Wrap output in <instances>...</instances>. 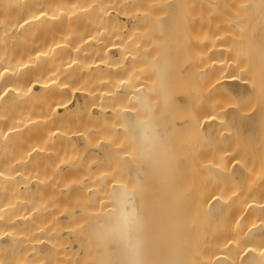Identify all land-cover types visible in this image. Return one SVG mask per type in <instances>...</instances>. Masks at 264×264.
Listing matches in <instances>:
<instances>
[{"label": "bare ground", "instance_id": "1", "mask_svg": "<svg viewBox=\"0 0 264 264\" xmlns=\"http://www.w3.org/2000/svg\"><path fill=\"white\" fill-rule=\"evenodd\" d=\"M161 1L141 8L139 0H0V264L75 262L78 251L69 237L84 213L81 248H87L91 264H264V0L244 3L252 26H241L246 32L238 35V46L225 48L243 58L237 62L232 56L228 72L214 57L225 47L220 35L207 34V27L208 42L200 37L206 43L201 40L196 48L189 41L193 52H185L193 55L184 53L185 64L195 65L185 69L198 70L205 62L195 69L204 87L193 95L204 94L196 101L186 95L179 100L195 102L189 103L195 108L202 103L205 110L197 113L185 104L189 110L181 119L173 73L180 69L168 38L159 35L167 17L152 11L151 25L145 24ZM169 3L174 14L175 0ZM151 30L162 41L147 43ZM222 93L233 96L230 110L220 108L216 98ZM224 118L222 123L233 127L232 139L226 129L231 140L219 133ZM182 119L205 151L202 143L219 146L212 158L211 150L206 154L198 144L201 150L193 148L201 159L191 153L190 142L183 150ZM116 123L123 124L119 130L132 143V158L121 157L125 150L114 146ZM97 150L105 164L100 154L90 156ZM193 157L201 164H193ZM93 166L95 172L89 170ZM124 175L133 177V186L124 183ZM196 177L204 187L205 179L215 181L208 185L212 191L207 187L213 193L201 187L199 197L202 190L194 188L202 183ZM148 180L157 184V195L150 197ZM98 201L104 205L97 208Z\"/></svg>", "mask_w": 264, "mask_h": 264}, {"label": "rangeland", "instance_id": "2", "mask_svg": "<svg viewBox=\"0 0 264 264\" xmlns=\"http://www.w3.org/2000/svg\"><path fill=\"white\" fill-rule=\"evenodd\" d=\"M150 0H139V3H141V8H144L145 6H147L146 4H147V2H149ZM170 1H172V0H170ZM169 0H162L161 2H163V4H161V6H159V8H156V6H155V9H153V10H151V13L150 14H148V16L149 15H151L152 17H150L151 19L149 20V19H147V18H149V17H145V19H147V20H149L148 22H147V20H146V25H147V23H148V25H151L150 23V21H153V19H154V17H153V15L156 13L157 15L156 16H160L162 19H164V18H166V20L164 19V21H165V23H166V28H165V30H164V32H163V34H159L161 37H162V35H165L166 36V38H168L167 40H168V47H169V50H170V53H171V59L173 60V61H175L174 63L177 65V66H179V69H180V71L182 70V67H184V69H185V65H189V64H194V63H190L192 60H189L188 61V63H186L185 64V62H187V60H185V56L187 55L186 53L187 52H185V51H188V50H185V48L186 49H191L190 47L192 46H190V47H188L189 45H190V43H189V41L191 40V44L193 43V47H194V45H195V47H196V45L199 47V45H201V42H202V44L206 41V42H208V37L206 38L205 36L207 35V34H209V33H211V34H215V37L217 38L218 37V35H220V38L218 39V40H220L221 42H222V46H225L224 48L222 47V49H224V50H220L218 53H216L215 55H214V57L215 58H221V60H223V61H219V62H223L222 64V66L224 67V68H226V67H228V69L226 70V69H224V68H222L223 70H224V72H225V70L228 72V70H229V68H231L232 69V67L230 66L231 64H233V62L232 63H230L231 62V57L232 56H234L235 57V59H236V61L237 62H240V61H242V56L241 55H239V57H238V55H236V54H232V48H230V50L231 51H229L228 49H225V48H227V46L228 45H230V46H232L234 43H235V45L237 44V46H238V42L240 41L239 40V36H241L240 34L241 33H245L246 31L245 30H243L242 28H241V26H248L249 24L252 26V22H249V19H250V17L248 16V15H246V13H245V9H244V3L246 2V0H211L212 2L210 3V4H208L207 2H206V0H175V13L177 14H173V13H171V10H169L168 9V6L170 7V5H168L167 3H169L170 2ZM176 1L178 2V4L176 3ZM217 1V2H216ZM221 2V3H220ZM220 3V4H219ZM225 3V4H224ZM170 4V3H169ZM223 4V5H222ZM142 5L144 6V7H142ZM165 5V6H164ZM168 5V6H167ZM157 6V7H158ZM162 6H163V10H161L162 9ZM179 6V7H178ZM149 7V6H148ZM179 8V9H178ZM158 10V11H157ZM169 10V11H168ZM178 10V11H177ZM152 11H153V13H152ZM155 11V12H154ZM159 12V13H158ZM180 12V13H179ZM179 13V14H178ZM160 14V15H159ZM162 15V16H161ZM242 15H243V17H242ZM155 16V17H156ZM242 17V18H241ZM247 17V18H246ZM153 18V19H152ZM249 18V19H248ZM138 19V18H137ZM145 19H144V21H145ZM242 19V20H241ZM177 20H179V22L177 21ZM235 20V21H234ZM247 20V21H246ZM231 21V22H230ZM250 21H251V19H250ZM234 22H236V23H234ZM237 22H240V23H237ZM210 23H213V24H211L210 26H208V24ZM239 25V26H236V25ZM204 25V26H203ZM249 25V28L248 29H250L251 28V26ZM216 26V27H215ZM217 26H218V28H217ZM234 26H236L235 28H234ZM204 27H206V31H205V28ZM213 29V30H211L210 29V31H209V29ZM149 28V27H148ZM150 28H151V26H150ZM171 28V29H170ZM218 30H217V29ZM247 28V27H246ZM216 29V30H215ZM178 30V31H177ZM205 32H204V31ZM151 31H153L154 32V30H151ZM207 31H209V32H207ZM223 31V32H222ZM241 31V32H240ZM153 32H150V33H152V35H150V37L153 39L152 41H150L151 40V38L150 39H148L147 38V43H149V42H153V43H155V41L156 42H159V40H161V37H159L158 36V34L157 33H153ZM189 32H190V35H189ZM206 32H207V34H206ZM214 32V33H213ZM216 32V33H215ZM149 33V34H150ZM191 33H194L193 35H194V38H193V35H191ZM199 33V34H198ZM239 33V34H238ZM156 35V36H153V35ZM186 35H188V36H186ZM196 35V36H195ZM200 35V36H199ZM231 35V36H230ZM236 35V36H235ZM239 35V36H238ZM165 36H164V38H165ZM177 36V37H176ZM189 36H190V38H192V39H190L189 38ZM227 36V37H226ZM233 36V37H232ZM188 37V38H187ZM198 37V38H197ZM206 38V40L204 41V39H201V38ZM214 37V38H215ZM156 38H158V39H156ZM163 38V40H165ZM196 38V39H195ZM235 40V42H234V40ZM202 40V41H201ZM149 41V42H148ZM162 41V40H161ZM198 41V42H197ZM199 41H201V42H199ZM226 42V44L225 43H223V42ZM227 41H228V43L230 42V44H228L227 43ZM181 44H180V43ZM195 42V43H194ZM197 42V43H196ZM205 42V43H206ZM219 42V41H218ZM232 42V43H231ZM204 43V44H205ZM151 44V43H150ZM157 44V43H156ZM156 44H153L154 46H151L150 48H151V50L152 51H149L151 54L152 53H156L155 51L157 50V47H156ZM187 45V46H186ZM202 46V45H201ZM177 47V48H176ZM198 47H196V48H198ZM233 47V46H232ZM229 48V47H228ZM235 48V47H234ZM233 48V49H234ZM155 49V50H154ZM193 49H191V51H192ZM228 50V51H227ZM154 51V52H153ZM190 51V52H191ZM193 52V51H192ZM229 52V53H228ZM173 53V54H172ZM186 55H185V54ZM189 53V52H188ZM179 54H180V56H179ZM153 55V54H152ZM193 54H191L190 55V57L192 56ZM188 56V55H187ZM217 56V57H216ZM189 57V56H188ZM189 57V58H190ZM194 58H195V56H194ZM217 58V59H218ZM192 59V58H191ZM198 59V58H197ZM196 59V61L195 60H193V62H197L198 63V60ZM185 60V61H184ZM232 60H233V58H232ZM181 62V63H180ZM203 62V60H201V63ZM138 63V62H137ZM196 63V64H197ZM199 63H200V59H199ZM198 63V65H200ZM204 64H205V62H203ZM182 66H181V65ZM204 64H202V68H204ZM230 64V65H229ZM139 65H141V63L139 64ZM184 65V66H183ZM191 65V67L189 68V72H186L187 70L185 69V70H182L181 71V73H182V75H181V73H180V71H177V70H174L173 71V73H174V75H177V76H175V78H174V80H175V84H174V91H175V93L177 94V96L178 97H176L177 99H178V101H177V103H179L178 105H180V108H179V111L177 112V110H176V115H177V118L179 117V115H181L182 113H184V111L186 112V111H188V110H185V109H187L186 108V106H185V104L187 105V107L188 108H191V107H193V108H191V109H193V110H195V109H197L198 110V108L199 107H197V108H195L194 106H193V104H191V105H189V103H195V102H190L192 99H195V101H196V98H198L197 96L199 95V96H201L202 98H203V94L204 93H202L201 95L200 94H196L197 96H195L196 98H194V93H200L199 92V90H198V88H200L199 86L201 85V86H203L204 85V83L203 84H201L203 81H204V79H203V81H201V83L199 84V83H197L198 81V78L200 77L201 78V73H198L199 75H201V76H197V74H196V72L197 71H199V69H202L200 66V68L197 70L196 68V72H195V69H194V71L192 70V71H190L191 70V68H193V66ZM195 65V64H194ZM225 65V66H224ZM221 66V67H222ZM174 67H176L175 65H174ZM187 67V66H186ZM194 67H196V66H194ZM188 68V67H187ZM221 69V70H222ZM231 71V70H230ZM229 71V72H230ZM186 73V74H185ZM180 74V75H179ZM192 74V75H191ZM177 78V79H176ZM181 78V79H180ZM200 78H199V81H200ZM144 80H146V78L145 79H143L142 81H144ZM180 80V83L178 84V81ZM201 80H202V78H201ZM181 81H183V83L181 82ZM205 82V81H204ZM178 84V85H177ZM199 84V85H198ZM180 85V86H179ZM183 85V86H182ZM194 85V86H193ZM177 86H178V88H177ZM183 87V88H182ZM194 87V88H193ZM204 87V86H203ZM177 88V89H176ZM183 89H186V91H184ZM191 89H194V91L193 90H191ZM198 90V92L196 91V90ZM202 90H204V89H202ZM190 91H192L193 93H191ZM196 91V92H195ZM201 91V90H200ZM179 92V93H178ZM181 92V93H180ZM203 92V91H202ZM184 93V94H183ZM179 94H181V95H179ZM184 95V96H183ZM187 97H186V96ZM191 95H193V96H191ZM223 95H225V96H223ZM227 95V96H226ZM181 97V98H180ZM184 97H186V98H188L189 99V97H193V98H190V101L189 100H187L188 101V104L184 101V103L183 102H180L181 100H182V98L184 99ZM217 97V96H216ZM229 97H232V100H233V96H231V95H228V93H226V94H221V96H218L216 99H218V101H219V103H221V106H220V108L221 109H223V108H225V111L226 110H230V108H231V106H229V104H230V98ZM222 98V99H221ZM224 98H226V99H224ZM179 99H181V100H179ZM199 99H201V98H199ZM224 100V101H226L227 99V104H226V102H224V103H222V101L221 100ZM198 100V99H197ZM202 100V99H201ZM201 100H200V102H201ZM125 101V100H124ZM124 101L122 102L123 103V105H124ZM203 101V100H202ZM221 101V102H220ZM125 102H127V101H125ZM129 102V101H128ZM197 102H199V100L197 101ZM127 104V103H126ZM125 104V105H126ZM129 104V103H128ZM127 104V105H128ZM197 103H195L194 105H196ZM199 105H200V108L199 109H202L201 108V105H202V103L200 104V103H198ZM203 104H204V102H203ZM224 106H223V105ZM126 105V106H127ZM182 105V106H181ZM227 105H228V107L229 108H227ZM230 105H232V104H230ZM191 106V107H190ZM203 106V105H202ZM125 107V106H124ZM124 107H122V109L123 110H126V108H128V107H126L125 109H124ZM179 106H177V108H178ZM120 108V107H119ZM182 108V109H181ZM129 109V108H128ZM181 110V111H180ZM193 110H191L190 112H192ZM197 110H195L196 112H197ZM202 110H205V109H202ZM224 110V109H223ZM183 111V112H182ZM194 111V112H195ZM189 112V113H190ZM198 112H200V110H198ZM197 112V113H198ZM193 113V112H192ZM202 113V112H201ZM200 113V114H201ZM205 113V112H204ZM187 114V113H186ZM196 113H194L193 114V118H194V120H195V117L196 116H194ZM183 115V114H182ZM184 115H185V113H184ZM188 115H190L191 116V118H192V115L191 114H188ZM66 117V116H65ZM68 117V116H67ZM120 117V116H119ZM119 117L118 118H116V119H119ZM186 117V119H187V117L188 116H185ZM198 117H199V115H198ZM93 118V117H92ZM180 118V117H179ZM178 118V119H179ZM181 118H182V116H181ZM180 118V119H181ZM189 118V117H188ZM190 118V119H191ZM192 118V119H193ZM65 119V118H64ZM70 119V118H69ZM68 119V120H69ZM94 119V118H93ZM93 119H91V120H93ZM191 119V120H192ZM223 119V118H222ZM95 120V119H94ZM121 120V119H120ZM183 120L184 119H182V120H179L180 121V123H182L183 122ZM188 120V119H187ZM193 120V121H194ZM185 121V120H184ZM220 121V120H219ZM224 121H226L225 120V118H224V120L223 121H221V123H220V131H219V133L221 132V134L222 135H225L226 133V137L228 136V132L230 131V134H231V130L233 129V127H232V129H231V127H229L231 124H223L222 122H224ZM115 122H116V120H115ZM95 123V122H94ZM118 123H121V121H119ZM185 123H186V121L184 122V123H182L181 125V129H183V130H181V134L178 132V136L181 138L180 139V143H181V146H183L184 145V148H183V150H185L186 148H189L188 146H190V147H195L196 146V148H198V149H196V150H201V148H203V150L205 149V147H203V145H201V144H199L200 143V139H199V142L198 141H195V140H197L196 138H197V134L195 135L194 133H190V131H191V129H189L186 125H185ZM115 124V123H114ZM114 124H113V126H112V128H113V130L111 131V133H113V131L114 132H116V133H114V134H116V135H118L117 137H115V135L114 134H112V136L114 137H112V139H114V142H115V144H114V146L115 145H118L119 147V149H121L122 148V150H125V151H122L123 153H119V155L121 156V157H124L125 156V158H127V159H129V157L128 156H130L131 158H132V153H131V149H132V143L131 142H129V141H127V139H125V135L122 133V131H120V130H123L122 128H121V126L123 127V124H117L116 126H114ZM222 124V125H221ZM223 125H225V126H223ZM117 126H119V127H117ZM223 126V127H222ZM232 126V125H231ZM72 127V126H71ZM82 126H78V128H81ZM184 127V128H183ZM186 127V128H185ZM190 127V126H189ZM118 128V129H117ZM191 128V127H190ZM75 129V128H74ZM77 129V128H76ZM120 129V130H119ZM187 129H188V132H187ZM226 129H227V131H226ZM229 129V130H228ZM118 130H119V132H118ZM186 130V131H185ZM177 131H178V129H177ZM176 131V132H177ZM182 131H183V133H182ZM194 131V130H193ZM193 131H191V132H193ZM118 132V133H117ZM196 133V132H195ZM120 134H121V136H120ZM229 134V135H230ZM193 135H195L194 137H193ZM187 136H189L188 138H187ZM232 136H233V134H231V139H232ZM177 137V136H176ZM175 137V138H176ZM184 137H185V139H184ZM118 138V139H117ZM119 138H121V139H119ZM227 138H229V136L227 137ZM229 138V139H230ZM115 139H117V140H115ZM179 139V138H178ZM195 139V140H194ZM230 139V140H231ZM121 140V141H120ZM177 140V139H176ZM119 141V142H118ZM123 141V142H122ZM182 141H183V143H182ZM187 142V144L186 143H184V142ZM204 141V140H203ZM113 142V143H114ZM177 142V141H176ZM175 142V143H176ZM190 142V143H189ZM117 143V144H116ZM118 143H120V144H118ZM128 143V144H127ZM179 143V144H180ZM190 145H189V144ZM231 143V142H230ZM178 144V142H177V144H175V145H178V147L180 146ZM201 145L202 147L201 148H199V146L198 145ZM202 144H204V145H206V147L209 149V150H211V151H209V152H211V154L207 151V153L208 154H210V155H207L208 157L209 156H211V155H213L212 154V152L213 153H215L216 152V149H214V148H216L218 145H216V144H214L213 143V145L211 144V143H202ZM227 144H229V141H228V143ZM120 145L122 146V147H120ZM216 145V146H215ZM220 145V144H219ZM127 146H129V148L127 147ZM185 146H186V148H185ZM221 146V145H220ZM117 147V146H116ZM131 147V148H130ZM211 147H212V149H211ZM219 147V146H218ZM182 148V147H181ZM191 148V149H192ZM176 149V148H175ZM131 150V151H130ZM178 150H180V149H178ZM195 149L193 148V150L191 151V153H194V156H195V153L197 154V153H199L198 151H194ZM213 150H215V151H213ZM119 151V150H118ZM186 151H187V149H186ZM205 151V150H204ZM206 151H205V153H206ZM182 152V151H181ZM180 152V153H181ZM95 153V154H94ZM103 154V152H101L100 150H97V151H91L90 152V156L92 157V158H94L91 154H94V156H95V158H96V155L99 157V154H100V157H101V160L100 161H102V164H105V158L103 157V159H102V154ZM183 153V152H182ZM206 153V154H207ZM183 154H185V153H183ZM204 154V153H203ZM202 154V155H203ZM89 155V154H88ZM124 155V156H123ZM201 154H200V156H202ZM103 156H105V155H103ZM186 156H188V154L187 155H183V157H186ZM190 156V155H189ZM193 156V155H192ZM198 156V154L196 155V157ZM204 156V158L206 157L205 156V154L203 155ZM202 156V157H203ZM89 157V156H88ZM196 157H193V159L195 160L196 159ZM213 156H211L210 158H212ZM92 158H90V160H89V158H87V160H89V161H91L92 160ZM187 158V157H186ZM191 158V157H190ZM197 158H200L199 156L197 157ZM97 159V158H96ZM184 159V158H183ZM182 159V167H184L185 165L184 164H186V163H184L185 161ZM201 159V158H200ZM85 160V162H86V158L84 159ZM95 160V159H94ZM94 160H92V161H94ZM180 160H181V158H180ZM193 160V161H194ZM197 160H199V159H196V161H192V163L193 164H197L198 162H199V165L201 164V162H202V160H201V162H200V160L199 161H197ZM207 160V159H206ZM96 161V160H95ZM94 161V162H95ZM190 162H191V160H189ZM208 161V160H207ZM88 162V161H87ZM97 162V161H96ZM104 162V163H103ZM188 162V161H187ZM189 162V163H190ZM101 163V162H100ZM85 164V163H84ZM98 164V162L96 163V165ZM107 164V163H106ZM95 165V166H96ZM101 165V164H100ZM189 165V164H188ZM198 165V164H197ZM95 166H93V167H91L89 170H93L94 172H95V170H96V168L97 167H95ZM187 166V165H186ZM192 166H194L195 167V165H192ZM190 167H191V164H190ZM197 167V166H196ZM94 168V169H93ZM187 168V167H186ZM185 168V169H186ZM183 169V168H182ZM188 169H189V166H188ZM190 169H193V168H190ZM195 169V168H194ZM197 169V168H196ZM198 170H199V168H198ZM201 170V169H200ZM200 170L199 171H197V173L199 172L200 173ZM93 171L91 172V173H93ZM189 171V170H188ZM187 171V172H188ZM191 171V170H190ZM196 171V170H195ZM117 172H119V171H117ZM183 172H185V171H183ZM193 172V171H192ZM201 172H202V170H201ZM120 173H122V172H119L118 174H120ZM195 173V172H194ZM76 174H78V173H76ZM117 174V175H118ZM123 174V173H122ZM193 174V173H192ZM72 175H73V173H72ZM71 174H70V176H72ZM75 175V174H74ZM115 175H116V173H115ZM115 175H113L114 176V180H116V178H118V180L119 179H122L123 177H121L120 175V177L118 176V177H116ZM200 176H205L204 174H199ZM151 177L153 176L152 174L150 175ZM187 176V175H186ZM194 176V175H193ZM68 177V176H67ZM85 177V176H84ZM124 177H125V175H124ZM148 177V176H147ZM183 177V176H182ZM192 177V176H191ZM206 178H207V176H205ZM204 177V178H205ZM65 178V177H64ZM113 178V177H112ZM180 178H181V176H180ZM197 178V177H196ZM204 178H203V180H204ZM209 178V177H208ZM149 179V178H148ZM186 179V178H185ZM188 179V178H187ZM191 179V178H190ZM189 179V180H190ZM198 179V178H197ZM65 180H66V178H65ZM64 180V181H65ZM114 180L112 181V182H114ZM151 180V179H150ZM153 180H155V179H153L152 178V182H153ZM184 180V179H183ZM209 180V182L212 180L211 178H209L208 179ZM180 181V180H179ZM186 181H188V180H186ZM197 181H201L200 183H202V180L200 179H198ZM205 182V185H209L210 186V184L211 185H214L213 183L215 182L214 180V182L213 183H211L210 182V184H209V182L208 183H206V179L204 180ZM86 184H87V181H84ZM83 182V183H84ZM150 181L148 180L147 181V183H149ZM155 182L156 183H158L156 180H155ZM154 182V183H155ZM185 182V181H184ZM199 182H197V185L198 184H200ZM124 183L125 184H127V186H133L134 185V179H133V177L131 176V175H126V177H125V181H124ZM146 183V184H147ZM187 183V182H186ZM189 183H190V181H189ZM191 183H192V181H191ZM151 184H153V183H149V185L151 186ZM179 185L178 183H175L174 182V185ZM182 184V183H181ZM196 184V182L194 183V185ZM84 185V184H83ZM175 185V186H176ZM201 185V186H200ZM199 186L200 187H198V188H194V189H197V190H202V189H199V188H201V187H203L204 189H207V187H208V189H209V186L207 185V187H204V185H203V183L202 184H200ZM203 185V186H202ZM188 186V185H187ZM186 186V187H187ZM196 186V185H195ZM153 188H151L152 189V191H153V189H154V191L152 192V191H149V192H151V194L148 192V196H149V194H150V197L151 196H153V195H157V193H156V190H155V188L157 187V184H153V186H152ZM181 187V186H180ZM194 187V186H193ZM192 187V188H193ZM213 187V186H212ZM150 188V187H149ZM148 188V189H149ZM189 188L190 187H187V189L189 190ZM146 189H147V187H146ZM181 189V188H180ZM179 189V190H180ZM182 189L184 190V188L182 187ZM186 189V190H187ZM191 189V188H190ZM206 190L205 192H207V191H209V190H211V189H209V190ZM214 189V188H213ZM87 190V189H86ZM197 190H195V192H199V191H197ZM85 191V190H84ZM157 191H158V189H157ZM212 191V190H211ZM193 192H194V190H193ZM200 192H201V194H200ZM198 194L200 195L199 197H201L202 196V194H203V190L202 191H200ZM204 192V195H210V194H212V193H209V192H207V193H205ZM155 193V194H154ZM181 193V195L184 193V194H186L187 195V192L185 193V192H180ZM195 194V196H193V197H197V200L199 199V197H198V194ZM159 195V194H158ZM183 196H185V195H183ZM182 196V197H183ZM187 196H189V195H187ZM186 196V197H187ZM190 196H192L191 194H190ZM189 196V197H190ZM189 197H187V198H189ZM152 199H153V201H155L154 199L155 198H153L152 197ZM151 199V200H152ZM160 199V197H157V200H159ZM190 199V198H189ZM106 200V199H105ZM150 200V199H149ZM150 200V201H151ZM182 200H183V198H182ZM181 200V201H182ZM187 200V199H186ZM191 200V199H190ZM192 200H193V198H192ZM102 201H104L103 199H102ZM100 202L101 203V205L99 204V201H98V204L97 203H95V205H96V207L98 208V205L101 207V206H103L104 205V202ZM185 201V200H184ZM189 201V200H188ZM194 202H193V204L195 203V199L193 200ZM183 202V201H182ZM186 202V201H185ZM197 202V201H196ZM188 203V202H187ZM189 203H192V202H189ZM198 203H199V201H198ZM103 204V205H102ZM184 204H186V203H184ZM183 204V205H184ZM192 204V205H193ZM195 205H197L196 203H195ZM194 205V206H195ZM193 206V207H194ZM184 207H187V205L186 206H184ZM192 207V206H191ZM192 207V208H193ZM199 207V206H198ZM197 207V208H198ZM94 208H95V206H94ZM151 208V207H150ZM158 208H159V205H158ZM182 208V207H181ZM93 209V208H92ZM92 209H88V211L89 210H92ZM185 209V208H184ZM194 209H195V207H194ZM190 212V211H189ZM85 217H86V213H84L83 214ZM82 217V219L80 220V222H77V224L74 226L75 227V231L77 232V233H75L74 235H72L71 237H69V239H71V241L73 240V242H72V245L74 246V250H76V251H78V256L80 255V257L78 258V256H77V260L75 261V262H71V261H68L69 263H71V264H77V262H78V264H91V260H90V258H89V255H88V250H87V248H81V245H83V247H84V236H83V234H82V231H81V229L82 228H79L80 226H82L83 225V223L85 222V220H83V219H85V217ZM202 218V217H201ZM206 219V218H205ZM203 219H201V221H202ZM208 222H210V220L209 221H207L206 220V223H208ZM81 223V224H80ZM204 223V222H203ZM211 223V222H210ZM209 223V224H210ZM205 224V223H204ZM209 224L208 225H205L206 227H208L209 226ZM205 226H203V227H205ZM201 227V226H200ZM206 227H205V229H206ZM209 227H212V225L211 226H209ZM208 227V228H209ZM199 228V227H198ZM202 228V227H201ZM204 229V228H203ZM78 230V231H77ZM210 230H212V228L210 229ZM201 231V230H200ZM206 233H209L208 232V230H206ZM204 234V233H203ZM77 235V236H76ZM208 235V234H207ZM74 236V237H73ZM79 237V238H78ZM75 239H77V240H75ZM78 241V242H77ZM76 242V243H75ZM76 246H78L77 248L78 249H75L76 248ZM80 246V247H79ZM84 250V251H83Z\"/></svg>", "mask_w": 264, "mask_h": 264}]
</instances>
